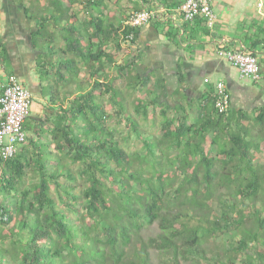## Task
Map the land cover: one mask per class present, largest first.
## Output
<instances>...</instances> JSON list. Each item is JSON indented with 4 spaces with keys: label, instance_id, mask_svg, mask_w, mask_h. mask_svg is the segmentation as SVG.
Segmentation results:
<instances>
[{
    "label": "trees",
    "instance_id": "obj_1",
    "mask_svg": "<svg viewBox=\"0 0 264 264\" xmlns=\"http://www.w3.org/2000/svg\"><path fill=\"white\" fill-rule=\"evenodd\" d=\"M92 19L95 49L82 44L76 27L65 29L66 57L56 70L72 88L64 91L51 132L55 158L47 165L40 152L21 148L1 164L0 197L10 199L12 190L16 201H0V264H154L153 252L171 262L181 256L192 264H236L243 256L245 264H264V118H252L254 132L242 122L246 113H218L213 94L210 109L194 121L174 120L178 110L167 107L158 108V118L154 98L140 96L131 112L147 118L153 107L157 127L147 136L132 122L141 145L129 151L107 124L101 98L108 95L116 119L132 117L113 80L125 70L127 86L141 89V77L129 74L127 61L114 62L102 44L131 45L137 31ZM106 60L117 70L111 82L97 77ZM30 165L37 181L25 184ZM155 222L160 231L144 237ZM225 231L228 246L221 241L207 249Z\"/></svg>",
    "mask_w": 264,
    "mask_h": 264
},
{
    "label": "crops",
    "instance_id": "obj_2",
    "mask_svg": "<svg viewBox=\"0 0 264 264\" xmlns=\"http://www.w3.org/2000/svg\"><path fill=\"white\" fill-rule=\"evenodd\" d=\"M182 1L89 0L87 6V0H0V93L6 77L15 74L32 96L27 118H33L34 128L26 123L28 143L21 148L28 149L31 156L40 144L54 149L51 132L62 113L58 108L63 104L65 89L72 88L58 81L56 70L66 57L63 49L68 25L82 32L83 45L95 49L97 37H90L95 28L92 18L101 17L103 26L123 28L127 17L140 9L151 10L154 16L136 28L133 44L120 42V48L128 50L119 63L127 61L129 74H138L141 81L137 84H142L141 89L127 86L124 75L128 73L124 70L121 79L127 94L134 91L137 98L146 100L155 96V108L167 107L172 114L178 110L175 120L186 115L194 121L201 110L210 109L208 99L214 96L215 82L222 80L231 98L228 111L246 113L247 122H242L256 132L252 118H264V0H214L216 21L211 28L200 18L184 20L179 10ZM113 46L117 48L111 39L102 44L108 54ZM221 47L253 53L260 64V78L254 81L241 77L217 55Z\"/></svg>",
    "mask_w": 264,
    "mask_h": 264
},
{
    "label": "built area",
    "instance_id": "obj_3",
    "mask_svg": "<svg viewBox=\"0 0 264 264\" xmlns=\"http://www.w3.org/2000/svg\"><path fill=\"white\" fill-rule=\"evenodd\" d=\"M214 0H183L179 6L182 17L186 21L202 19L207 28L216 21L213 9ZM260 5V3H258ZM154 12L140 9L131 13L124 24L137 28L148 22ZM132 33L127 34V39ZM217 55L225 59L239 72L243 78L258 80L261 76L257 57L245 49L221 47ZM32 96L15 74H9L0 93V160L11 159L19 149L27 143V134L23 123L31 110ZM230 93L222 80L215 82L214 105L218 113H225L230 107Z\"/></svg>",
    "mask_w": 264,
    "mask_h": 264
},
{
    "label": "rangeland",
    "instance_id": "obj_4",
    "mask_svg": "<svg viewBox=\"0 0 264 264\" xmlns=\"http://www.w3.org/2000/svg\"><path fill=\"white\" fill-rule=\"evenodd\" d=\"M126 47L129 48V46H126ZM113 48H114L113 50L111 49V53L113 55H115L114 62H117V63L122 62L126 57L124 55L126 54L128 49L125 50V47L115 48L114 46H113ZM113 63H110L106 60V63H104V66H103L102 73H99L97 77L98 78H104L106 81L111 82L112 79L117 74V70H116ZM84 73L85 72L82 73L81 78L86 77V74H84ZM121 78L122 77H120L119 80H117V81L113 80V83H115V86H118L124 92V95H126L124 98H126V100H127L128 111L131 113L132 117H127L128 115L127 116L123 115V117L119 118V120L116 119L114 116V111H113L114 109L112 108V105L108 101V95L106 94L105 98L102 97L101 99H102V101H104V110H106L109 114V120H108L107 124L110 127L116 129L119 137L125 139L123 142V145L126 146L129 151L134 152V151L139 149V146L141 144L139 143L138 139H136L135 133L133 131L129 130L132 122L135 123L133 125H136L138 127V129H140V131L144 135H147V136H151V134L155 133V127H157V122L153 119V117L155 116V113H154V111L151 113L150 107H149V113L147 115V118H143L140 115L131 112L132 106L135 103V99L137 98L138 93L132 91V94L128 95L126 87H123L124 83H123ZM154 99H155V96H154ZM65 104H67V103H65ZM156 105H158V103H156ZM156 111H157V114L159 116L158 108H155V112ZM170 116H171V113H170ZM158 118H160V116ZM130 119H132V120H130ZM32 120H33L32 117L27 118V120H26L27 125L32 126ZM32 128H34V127L32 126ZM35 152L41 153L40 154L41 160L44 161V163H46L47 165H49V163H51L53 161V159L55 158V155H52L50 153L51 151L49 150V147L47 145H44V144H40L39 148L36 149ZM52 153H55V152L53 151ZM65 163L68 167H70L72 169H77L76 164L72 163L70 160H66ZM34 170H35L34 165H30L28 167V171H27V174H26L25 180H24L25 184H29V183L37 181V177H36ZM63 182H64V184H66L65 181H63ZM15 192L16 191L11 190L12 195H11L10 199H8V200L3 199L2 200L3 197H0V201L4 204H8V202H11V204L13 205L14 201H16V198L13 196L15 194ZM159 231H160L159 227H158L157 223L155 222L150 227H148L146 230L145 229L143 230V236L147 237V236L153 235ZM230 236H231L230 232L225 231L220 235L221 238L210 239L209 242L207 243V249H212L214 246L221 245V243H220L221 241H225V244L228 246L227 239L230 238ZM5 240L8 241L9 238L6 237ZM204 246H205V243H204ZM222 247H224V246H222ZM168 257L169 256H167L166 254L153 252L152 260H153L154 264L155 263L156 264H192L193 263L190 257L182 258L181 256H177V258L172 262ZM243 260H245L243 256L241 258H238L236 264H245V262H243Z\"/></svg>",
    "mask_w": 264,
    "mask_h": 264
},
{
    "label": "clouds",
    "instance_id": "obj_5",
    "mask_svg": "<svg viewBox=\"0 0 264 264\" xmlns=\"http://www.w3.org/2000/svg\"><path fill=\"white\" fill-rule=\"evenodd\" d=\"M28 142V141H27Z\"/></svg>",
    "mask_w": 264,
    "mask_h": 264
}]
</instances>
